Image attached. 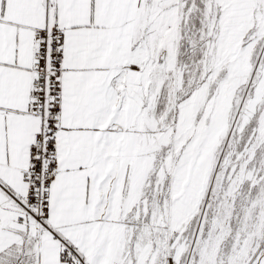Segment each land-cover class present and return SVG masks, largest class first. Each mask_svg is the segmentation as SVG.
Masks as SVG:
<instances>
[{"label": "snow or ice", "instance_id": "1", "mask_svg": "<svg viewBox=\"0 0 264 264\" xmlns=\"http://www.w3.org/2000/svg\"><path fill=\"white\" fill-rule=\"evenodd\" d=\"M0 264H264V0H0Z\"/></svg>", "mask_w": 264, "mask_h": 264}]
</instances>
